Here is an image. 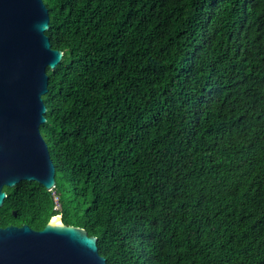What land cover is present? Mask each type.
Returning <instances> with one entry per match:
<instances>
[{"label": "trees", "instance_id": "16d2710c", "mask_svg": "<svg viewBox=\"0 0 264 264\" xmlns=\"http://www.w3.org/2000/svg\"><path fill=\"white\" fill-rule=\"evenodd\" d=\"M51 191L4 187L0 227L60 214L107 264H264V0H42Z\"/></svg>", "mask_w": 264, "mask_h": 264}, {"label": "water", "instance_id": "95a60500", "mask_svg": "<svg viewBox=\"0 0 264 264\" xmlns=\"http://www.w3.org/2000/svg\"><path fill=\"white\" fill-rule=\"evenodd\" d=\"M49 14L42 0H0V207L4 187L33 181L51 191L55 166L40 127L48 73L63 52L52 49ZM52 217L41 230L0 227V264H107L97 237Z\"/></svg>", "mask_w": 264, "mask_h": 264}, {"label": "built area", "instance_id": "2783aa9c", "mask_svg": "<svg viewBox=\"0 0 264 264\" xmlns=\"http://www.w3.org/2000/svg\"><path fill=\"white\" fill-rule=\"evenodd\" d=\"M52 197H53V202H54L53 209L55 211H59L60 210V203H59V200H58V195H57V193L54 190H52Z\"/></svg>", "mask_w": 264, "mask_h": 264}, {"label": "bare ground", "instance_id": "6f19581e", "mask_svg": "<svg viewBox=\"0 0 264 264\" xmlns=\"http://www.w3.org/2000/svg\"><path fill=\"white\" fill-rule=\"evenodd\" d=\"M52 220H53V222H56V223L59 222V219L57 217H54Z\"/></svg>", "mask_w": 264, "mask_h": 264}, {"label": "clouds", "instance_id": "9594fccd", "mask_svg": "<svg viewBox=\"0 0 264 264\" xmlns=\"http://www.w3.org/2000/svg\"><path fill=\"white\" fill-rule=\"evenodd\" d=\"M54 191H55V189H53ZM51 193H52V190H51ZM59 216H61L60 214H58ZM58 215H56V216H58ZM56 216H54V217H56Z\"/></svg>", "mask_w": 264, "mask_h": 264}]
</instances>
